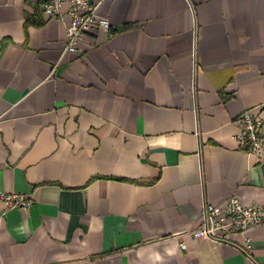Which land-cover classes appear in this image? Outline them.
<instances>
[{"label": "crops", "instance_id": "0c3cea01", "mask_svg": "<svg viewBox=\"0 0 264 264\" xmlns=\"http://www.w3.org/2000/svg\"><path fill=\"white\" fill-rule=\"evenodd\" d=\"M44 1L0 0V264H264V224L192 234L205 202L264 205L235 139L264 119V0H92L111 30L71 54Z\"/></svg>", "mask_w": 264, "mask_h": 264}, {"label": "built area", "instance_id": "2783aa9c", "mask_svg": "<svg viewBox=\"0 0 264 264\" xmlns=\"http://www.w3.org/2000/svg\"><path fill=\"white\" fill-rule=\"evenodd\" d=\"M100 2L92 0H48L42 8L47 18H59L70 21L66 25V46L64 53H80L83 44L92 34L100 31L109 32L111 22L97 13ZM239 132L235 139L248 155L261 156L264 153V119L252 110L243 111L237 118ZM7 207H28L31 201L19 193L1 194ZM264 224V205L245 206L237 197L230 198L225 205L205 202L202 208L201 224L192 231L193 236L226 241L229 234L240 232L246 235L247 249L252 247L251 228ZM179 235H175L178 237ZM183 249L186 242L180 243Z\"/></svg>", "mask_w": 264, "mask_h": 264}, {"label": "trees", "instance_id": "16d2710c", "mask_svg": "<svg viewBox=\"0 0 264 264\" xmlns=\"http://www.w3.org/2000/svg\"><path fill=\"white\" fill-rule=\"evenodd\" d=\"M46 1H48V0H45L44 2H46Z\"/></svg>", "mask_w": 264, "mask_h": 264}]
</instances>
